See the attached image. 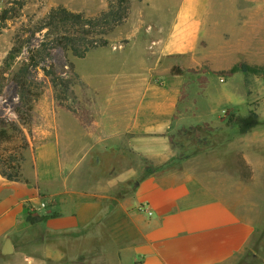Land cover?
<instances>
[{"label": "crops", "instance_id": "1", "mask_svg": "<svg viewBox=\"0 0 264 264\" xmlns=\"http://www.w3.org/2000/svg\"><path fill=\"white\" fill-rule=\"evenodd\" d=\"M192 1L183 2L164 48V55L185 53L184 69L199 64L191 51L205 25L206 8L194 13ZM166 93L158 101L142 95L133 114L116 117L117 135L146 157L139 168L72 163L69 149L63 163L58 143L49 140L36 143L23 181L0 174V241L33 227V264H250L255 235L264 248V132L229 139L219 136L229 132L211 133L218 142L175 151L169 135L183 128L172 130L179 90ZM43 202L48 206L39 209ZM29 214L46 219L31 225Z\"/></svg>", "mask_w": 264, "mask_h": 264}, {"label": "rangeland", "instance_id": "2", "mask_svg": "<svg viewBox=\"0 0 264 264\" xmlns=\"http://www.w3.org/2000/svg\"><path fill=\"white\" fill-rule=\"evenodd\" d=\"M184 1L130 0L128 18L106 36L111 44L92 50L84 59L74 56L71 50L51 49V57L34 71L36 79L42 83L32 119L36 143L56 141L63 163L69 149L73 153L69 156L72 163L82 162L84 158L91 164H116L120 171L125 170V165L133 167L136 164L139 168L146 157L129 145L130 140L123 141L117 135L116 119L133 114L142 95L146 100L158 101L167 97L165 91L170 96L177 88L179 114L176 116L179 120L174 122L172 130L183 128L169 135L175 151L185 153L194 151L201 143L218 142L219 139H211V133L229 132L219 136L235 137L241 130L228 128V119L245 117L252 111L258 113L261 124L250 133L264 132V73L238 72L231 78L213 73L230 69L240 62L264 69V11L259 10L255 0H209L203 13L205 25L197 37L195 51H191L192 56L199 59L194 69L200 74L177 76L171 74L170 68L185 62V53L164 55V48L173 39L174 24ZM20 2H24L22 8ZM59 5L93 17L106 10L109 1L0 0V15L9 8L17 13L0 28V66L16 43L25 44L10 66L12 73L19 70L29 57L30 49L41 46L45 31L37 33L26 44L27 37L50 9ZM125 40L128 42L122 43ZM69 62L75 64L77 77L68 74L74 84L68 99L61 102L56 99L55 89L42 67L52 65L57 74L66 75ZM204 70L208 72L202 73ZM201 75L208 78L205 88L200 87L197 80ZM141 84L163 88L155 93ZM6 92V100L0 108L1 118H7L17 104V88L9 86ZM131 96L135 103H129ZM36 143L32 145L34 150ZM34 150L29 147L23 151L24 166L26 162L32 163ZM83 152L90 154L84 156ZM260 175L264 182V172ZM35 234L34 228L29 227L11 237L15 252L7 256L1 253L5 239L1 240L0 264H33ZM258 248V255L264 258V248L262 245Z\"/></svg>", "mask_w": 264, "mask_h": 264}, {"label": "trees", "instance_id": "3", "mask_svg": "<svg viewBox=\"0 0 264 264\" xmlns=\"http://www.w3.org/2000/svg\"><path fill=\"white\" fill-rule=\"evenodd\" d=\"M108 8L100 14L89 17L81 12H75L63 5L53 7L47 15L40 20L39 25L27 37L26 44L37 34L44 32V40L39 48L30 49V55L20 66L19 70L12 73L10 70L12 60L18 56L25 46L16 43L8 52L0 66V108L6 99V90L10 86L17 88V104L12 108V112L7 118L0 117V174L10 181H23V162L25 157L23 151L32 147L35 141V134L32 125L33 110L35 104L41 95L42 83L36 79L35 70L40 68L41 63H46L51 57V49L55 47L62 48L65 51L71 50L74 56L80 59L92 51L99 48H105L111 44L106 36L117 26L122 25L130 14V0H108ZM20 8L24 2H20ZM12 9H5L0 15V28L10 18L16 16ZM128 40L122 43H127ZM69 71L66 75L57 74L54 67H42L46 77L50 78L52 86L55 89L57 100L66 101L68 92L74 81L68 77L69 73H75V64L69 62ZM204 70L202 73H207ZM264 73V69L251 67L250 65L240 62L230 69L213 71L218 76L227 78L233 77L236 73ZM186 73L200 74L195 69H184L179 65L171 68V74L184 76ZM199 86L205 88L208 83L207 76L201 75L197 79ZM185 86V84H184ZM184 89L182 87L181 94ZM261 124L258 113L252 111L245 117L232 116L227 121L230 129L239 128L241 133L249 132ZM171 144L172 139L170 137ZM35 152V150H34ZM46 217H37L29 214L27 221L35 225L45 220ZM261 234L255 235L251 240L250 251L248 253V263L256 264L254 254L257 253L258 247L262 244ZM254 243L256 245L254 246ZM258 254V253H257ZM246 261H243L245 264Z\"/></svg>", "mask_w": 264, "mask_h": 264}, {"label": "bare ground", "instance_id": "4", "mask_svg": "<svg viewBox=\"0 0 264 264\" xmlns=\"http://www.w3.org/2000/svg\"><path fill=\"white\" fill-rule=\"evenodd\" d=\"M209 0H194L188 4V7L194 12L197 13L200 8H206ZM259 4V10L264 11V0H255ZM264 44V42L262 43Z\"/></svg>", "mask_w": 264, "mask_h": 264}, {"label": "water", "instance_id": "5", "mask_svg": "<svg viewBox=\"0 0 264 264\" xmlns=\"http://www.w3.org/2000/svg\"><path fill=\"white\" fill-rule=\"evenodd\" d=\"M14 252H15V248L12 239L11 237H7L5 239L3 246L1 247V253L2 255L7 256V255H12Z\"/></svg>", "mask_w": 264, "mask_h": 264}, {"label": "built area", "instance_id": "6", "mask_svg": "<svg viewBox=\"0 0 264 264\" xmlns=\"http://www.w3.org/2000/svg\"><path fill=\"white\" fill-rule=\"evenodd\" d=\"M48 206L46 202L41 203L39 209H45ZM149 214L152 215V212L149 211Z\"/></svg>", "mask_w": 264, "mask_h": 264}]
</instances>
